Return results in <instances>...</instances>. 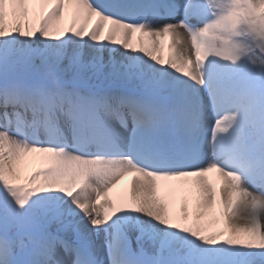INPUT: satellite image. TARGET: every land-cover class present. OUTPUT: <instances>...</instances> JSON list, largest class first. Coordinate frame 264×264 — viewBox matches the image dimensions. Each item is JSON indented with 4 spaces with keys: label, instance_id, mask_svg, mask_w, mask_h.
<instances>
[{
    "label": "snow or ice",
    "instance_id": "1",
    "mask_svg": "<svg viewBox=\"0 0 264 264\" xmlns=\"http://www.w3.org/2000/svg\"><path fill=\"white\" fill-rule=\"evenodd\" d=\"M0 264H264V0H0Z\"/></svg>",
    "mask_w": 264,
    "mask_h": 264
},
{
    "label": "bare ground",
    "instance_id": "2",
    "mask_svg": "<svg viewBox=\"0 0 264 264\" xmlns=\"http://www.w3.org/2000/svg\"><path fill=\"white\" fill-rule=\"evenodd\" d=\"M65 23H67L68 22V17L66 16L65 17V21H64ZM140 38V34L139 33H136V36H135V38L133 37V41H134V43H135V41L137 40V39H139ZM167 53H168V49H167V38L165 39V48H164V55L165 56H167ZM208 178H209V181L210 182H219V178H218V175L217 174H215V173H210V174H208ZM130 182V181H129ZM129 182H128V184H126L123 188H121L120 190H118V192H117V194L116 195H114L112 192L109 194L111 197H113V198H115V197H117L118 195H120V194H122V193H126L127 192V189H128V185H129ZM177 207H179V204H177ZM217 211H219V209H217Z\"/></svg>",
    "mask_w": 264,
    "mask_h": 264
},
{
    "label": "rangeland",
    "instance_id": "3",
    "mask_svg": "<svg viewBox=\"0 0 264 264\" xmlns=\"http://www.w3.org/2000/svg\"><path fill=\"white\" fill-rule=\"evenodd\" d=\"M32 166H34V165H31V164H30V165H29V168H28V169H26V171H29V170H31V167H32Z\"/></svg>",
    "mask_w": 264,
    "mask_h": 264
}]
</instances>
